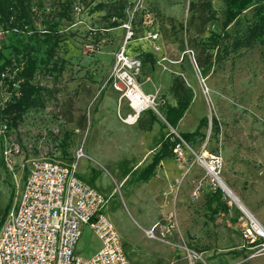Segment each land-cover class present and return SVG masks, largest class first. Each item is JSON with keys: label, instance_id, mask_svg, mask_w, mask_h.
<instances>
[{"label": "rangeland", "instance_id": "rangeland-1", "mask_svg": "<svg viewBox=\"0 0 264 264\" xmlns=\"http://www.w3.org/2000/svg\"><path fill=\"white\" fill-rule=\"evenodd\" d=\"M1 2L12 15L0 19V227L31 160L75 161L77 174L104 193L128 264H264V247L244 237L250 219L211 173L264 226V35L233 45L264 14V0ZM123 46L141 61L136 80L154 99L133 120L112 85ZM27 58L39 89L12 122L2 109L18 94ZM170 133L182 155L172 147L144 180L141 169ZM7 144L19 146L11 165ZM168 214L175 246L144 231ZM99 246L84 225L76 253L87 258Z\"/></svg>", "mask_w": 264, "mask_h": 264}, {"label": "built area", "instance_id": "built-area-1", "mask_svg": "<svg viewBox=\"0 0 264 264\" xmlns=\"http://www.w3.org/2000/svg\"><path fill=\"white\" fill-rule=\"evenodd\" d=\"M132 36L133 31L128 30L125 42ZM149 37L155 39L157 34L150 32ZM117 64L113 88L131 105L139 85L136 75L141 61L126 55L123 46L117 54ZM148 98V106L154 107V99L149 95ZM148 106H140L130 115L136 118ZM173 150L182 155L180 140L175 142ZM18 152L17 144H7L3 148V158L11 165V157ZM83 155L82 149L77 150L76 160ZM24 168L22 164L21 170ZM23 172L19 198L7 211L0 227V264H128L119 233L103 212L106 197L77 174L75 161L35 158ZM84 225H88L100 241L99 249L87 258L75 251ZM174 226L173 216L168 214L163 223H154L144 231L150 238L158 237L175 246L167 239ZM244 237L251 246L257 243L264 247L261 241L264 240V227L251 223Z\"/></svg>", "mask_w": 264, "mask_h": 264}, {"label": "trees", "instance_id": "trees-1", "mask_svg": "<svg viewBox=\"0 0 264 264\" xmlns=\"http://www.w3.org/2000/svg\"><path fill=\"white\" fill-rule=\"evenodd\" d=\"M232 3H237L239 7H243L249 2V0H230ZM12 15V10L7 3H3L0 0V19L6 21ZM264 35V14L260 15L258 20L249 28L247 34L233 42L234 47L242 45H250L258 37ZM1 57V55H0ZM4 66V62L0 64V69ZM35 71L34 61L27 58L23 66L18 72V94L8 102L2 109V113L11 116V121L16 122L23 112L34 103L35 94L38 91V86L32 83L33 73ZM186 103V102H185ZM191 133H183L181 136L184 140L189 141ZM174 139V140H172ZM179 139L170 133L160 144V149L154 154L151 163L146 169L141 171L140 177L146 178L152 168L158 163L160 158L166 155L165 149L172 148L176 141Z\"/></svg>", "mask_w": 264, "mask_h": 264}, {"label": "bare ground", "instance_id": "bare-ground-1", "mask_svg": "<svg viewBox=\"0 0 264 264\" xmlns=\"http://www.w3.org/2000/svg\"><path fill=\"white\" fill-rule=\"evenodd\" d=\"M137 86L138 87H137L135 95H134L135 97H133L132 104L130 105L131 108H133L134 112L138 111L140 106L144 107V106L150 105V99L148 98V95L142 90V88L139 85H137ZM129 118L132 119V120L134 119L133 115H130ZM214 177L217 180L218 184L221 186V188L232 199V201L235 202L237 204V206L248 216V218L250 219L251 223L255 227L262 226L259 223V221L250 214V212L247 209V207H245V205H243V203L241 201H238L234 197V194H232L231 190L226 186V184L223 181V179L220 176H218L217 174ZM262 227H264V226H262Z\"/></svg>", "mask_w": 264, "mask_h": 264}, {"label": "crops", "instance_id": "crops-1", "mask_svg": "<svg viewBox=\"0 0 264 264\" xmlns=\"http://www.w3.org/2000/svg\"><path fill=\"white\" fill-rule=\"evenodd\" d=\"M149 111H151V110H149ZM131 112L133 113L132 110H131ZM131 112H130V113H131ZM132 113H131V114H132ZM136 117H137V116H136ZM168 135H169V134H168ZM168 135H167V136H168ZM167 136H165V137L162 139V141H163ZM162 141H161V142H162ZM160 144H161V143H160ZM159 149H160V146H159V148L155 151V153H156ZM170 149H171V148H166V149H165V153H166L165 156H167V155L169 154ZM155 153H154V154H155ZM165 156H164V157H165ZM164 157L160 158V160L158 161V163H159ZM151 161H152V160H151ZM151 161H150L146 166H144V167L141 169V171L144 170V169H146L147 166L151 163ZM158 163H156V165L152 168V170L149 172L148 176H147L146 178H144V180L147 179V178L152 174V172L154 171V169H155V167L158 165ZM81 178H82V177H81ZM82 179H83V178H82ZM84 180H85V179H84ZM85 181H86V180H85ZM87 182H88V181H87ZM88 183H89V182H88ZM91 185H92V184H91ZM92 186H93V185H92ZM95 188H96V187H95ZM96 189H97V188H96ZM97 190H98V189H97ZM98 191H100V190H98ZM100 192H101V191H100ZM101 193H102V192H101ZM102 194H104V193H102ZM103 212H104V214L108 217V215H107V214L105 213V211H104V208H103ZM108 218H109V217H108ZM109 220L111 221L110 218H109ZM111 222H112V221H111ZM112 224H113V222H112ZM152 224H153V223H152ZM152 224H151V225H152ZM113 225H114V224H113ZM151 225H150V226H151ZM150 226H149V227H150ZM149 227H148V228H149ZM115 228H116V227H115ZM116 230H117V229H116ZM123 246H124V245H123ZM99 247H100V246H99ZM99 247L96 249V251L99 249ZM96 251H95V252H96ZM95 252H94V253H95Z\"/></svg>", "mask_w": 264, "mask_h": 264}]
</instances>
